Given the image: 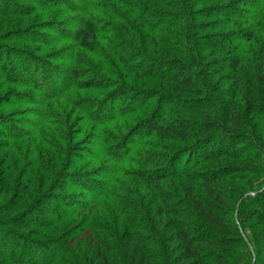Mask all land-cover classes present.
<instances>
[{"label": "trees", "instance_id": "16d2710c", "mask_svg": "<svg viewBox=\"0 0 264 264\" xmlns=\"http://www.w3.org/2000/svg\"><path fill=\"white\" fill-rule=\"evenodd\" d=\"M51 1L52 5L41 11L43 16L64 2ZM77 3L85 9V17L78 19L75 36L63 32L64 23L54 40L40 41L42 35L37 33L14 40L47 49L78 37V45L83 42L89 58L87 71L75 76L72 64L61 66L60 58L76 63L62 49L44 55L41 48L21 46L12 52L20 71L7 62L6 74H0V92L5 86L28 87V93L14 94L17 103L39 108V121L31 133L0 118V139L32 136L41 124L50 129L51 121L57 126L56 142L44 139L51 148L43 150L45 162L35 158L33 148L23 151L29 169L13 188L22 196L16 203L21 209L3 210L11 215L0 220V264H54L55 241H39L35 236L67 220L69 215H56L46 199H55L53 192L65 196L64 182L75 179L79 183L72 189L87 191L95 199V208L103 206L107 211L100 217L94 207L71 200L64 204L70 209L80 204L83 212L93 213L96 218L89 223L77 213L71 218H76L81 228L104 232L109 239L88 235L85 241L93 254L89 264H117L109 245L115 231L122 237L123 264H158L156 259L161 264H264V167L260 183L249 187L241 177L244 169L238 171V165H231L233 161L248 164L245 151L257 148L259 142L254 122L257 113L264 116V0ZM72 6L68 4L70 9ZM22 9L25 16L32 12L30 7ZM170 10L175 11L172 14ZM167 34L173 39L169 37L161 45L159 40ZM3 52L0 49V56ZM19 72L24 78L13 81ZM84 77L87 80L83 82L74 81ZM36 87L43 91L40 101L34 99ZM63 119L74 124L73 140L69 141L65 131L58 133V126L65 125ZM48 130L45 134L54 139ZM91 136L96 143H88ZM85 139L95 149L83 158L78 153ZM4 146L0 144V149ZM144 148L152 151L135 160ZM73 158L81 162L90 158L91 163L84 168L68 167ZM37 162L43 165L37 166ZM204 164H213L214 169L196 170ZM93 166L97 169L92 170ZM120 166L141 169L119 171ZM9 172L0 167V182L5 186L12 185L6 176ZM116 175L119 179H114ZM101 177L105 184L94 190ZM125 190L130 199L120 197ZM136 201L145 205V211ZM45 213L52 214L54 221H46ZM145 215L147 224L143 226L134 216ZM136 229L144 234L133 233ZM27 231L28 236L23 234ZM75 239L84 240L82 235L72 239L66 235L61 238L62 245ZM19 249L20 256L5 258Z\"/></svg>", "mask_w": 264, "mask_h": 264}, {"label": "rangeland", "instance_id": "374dc122", "mask_svg": "<svg viewBox=\"0 0 264 264\" xmlns=\"http://www.w3.org/2000/svg\"><path fill=\"white\" fill-rule=\"evenodd\" d=\"M64 2L59 4V7L57 8H53L55 9L53 12H51L50 14H47V16H43L45 15L44 12H41L45 5L47 4H51L52 5V1L51 0H0V49H3L5 52H3V55L0 56V74H6L5 71L6 70V63H10L12 64L17 71L19 70V67L15 61V59L12 56V52L14 53V50H20L21 46L27 47L28 49L30 48L29 46H31L32 48H37L40 49L42 46L40 44L36 45L33 43H27L24 44L22 42H16L14 39V37H26L29 38V36L32 35V33L34 34H39L42 35V37L39 39L40 41L42 40H49L51 38H56L58 35V32L60 29H62L61 24L65 25L63 26V29H65L63 32L68 34L69 37H73L75 36L77 33H79V29L77 28V24L79 22L78 19H83V17H85V9H82V6L79 5L77 3V0H63ZM72 3V5L74 4L73 9H70L68 7V4ZM77 4V5H76ZM77 6H80L79 8ZM15 7V8H14ZM23 8H27L30 7V9H32V12H30V15L25 16L26 14H24V9ZM20 9V10H19ZM76 9V10H75ZM82 9V10H81ZM162 10H164L163 8H160ZM16 10H19V12L17 13ZM35 11V12H34ZM78 11V12H77ZM175 10H170L169 12L173 14ZM34 12V13H33ZM163 12V11H161ZM33 13V14H31ZM173 16V15H171ZM51 19H48L50 18ZM49 22V23H47ZM47 24L49 25L48 27H44V25ZM113 26H115V28H119L116 23H113ZM100 27V26H99ZM169 27V26H168ZM102 30V29H101ZM118 30V29H117ZM120 34V33H119ZM140 34V33H139ZM142 35V34H141ZM121 36H123L121 34ZM140 36V35H139ZM160 37V36H159ZM173 39V36H170L169 34L164 36V39H160L159 43L161 45H163L165 43V41H167L168 38ZM142 39V37H141ZM52 40V39H51ZM143 40V39H142ZM79 38H75L74 39H67L66 42H61L59 44L56 45H51V48H47V49H42V52H40L41 54L44 55H52V53L54 54L56 51L58 52L59 50H61V52H64V55L66 57H72L73 59L76 60V63L73 65L72 60L66 61V59H62L61 60V66L64 64H72V67H76V71L75 76L77 75V73H82L87 71L86 68V64L88 63V56L87 53H85V51L82 49L81 44H83V42L81 41V44L78 45ZM97 45H99L98 47H101L99 49L104 50L103 49V44L96 41ZM125 47L128 46V43H124ZM20 48V49H19ZM140 48V46L138 45V49ZM140 50V49H139ZM6 53V54H5ZM109 57V55L107 56ZM112 60V57H109ZM248 63V61H247ZM250 63V60H249ZM248 63V64H249ZM247 64V66H248ZM250 66H253V64H251ZM210 67H214V64H211ZM206 68V67H205ZM24 73L19 72L17 73V77H15L14 79H12L13 81L15 80H22L21 78H24L23 76ZM70 76V75H68ZM104 76V75H103ZM102 76V77H103ZM87 80V77H84L81 80H75V82H83ZM24 81H26V79H24ZM89 82H94L90 79ZM1 83V82H0ZM52 90L56 89V85H51ZM37 91V96L34 98L35 101H40L41 99V94L43 93V91L39 88L36 87L34 88ZM227 89V88H226ZM8 90V92H4ZM19 91L20 93H28L30 91V89L28 87H21L20 88H13V87H9V86H5L4 90L0 92V118L2 120H8L11 124L15 125L16 127H18L19 131H28L30 132L32 130L33 127H36V125L38 124L39 121V117L37 116V112L39 111L37 107L34 106H28L26 104V102H19V104L17 103V101H19L17 96H14V94H16V92ZM4 92V93H3ZM6 93V94H5ZM242 96V95H241ZM241 96L239 97V99L241 100ZM12 105L11 107L7 108L5 105ZM66 104H64L65 106ZM40 107V106H39ZM67 107V105H66ZM47 111H51L50 109H47ZM258 116H256V120L254 122L255 125V131L258 134L259 137V142L257 143V148H253L250 149V154L249 151H245L247 152L246 155L248 154V158L247 159L249 161L248 164H245L243 166V164H238V162L233 161L231 163V165L233 166H237V170L238 169H244V173L241 177H243L244 183H246L247 186H251L254 185L256 186V184L260 183V176L262 175V167H264V116L260 113H257ZM1 120V121H2ZM0 121V122H1ZM63 121L65 122V125H60L58 126V133L61 135L63 133V131L66 132L69 141L74 139V132H73V127L72 124L70 122H66V120L63 119ZM85 121V120H84ZM31 123V125H30ZM87 123V122H85ZM30 126H29V125ZM67 124V126H66ZM28 125V127H26ZM85 125V124H84ZM119 125H117L116 127H118ZM3 127V126H2ZM64 127L66 128V130L64 129ZM79 127H81V125H79ZM85 127V126H84ZM87 127V126H86ZM57 126L55 125V123L53 124L52 121L50 122V129L47 126V124H41L38 126V131L33 134L32 136L28 135V137L26 138H22L19 140H11L10 139H0V144L6 145L3 148L0 149V167H3V170L8 169L10 170L9 173L6 174L7 178H9V183H12V185H8L5 186L2 184V182H0V220L3 218H7L9 217L8 215H11L10 213H4L3 210L4 209H12L17 211V209H21L20 205H16L17 202H20L19 200L22 199V196L17 195V193L13 192V188H14V184L17 183V181L23 179L24 177L23 174L26 173L28 171V165L26 164V155L23 154L24 149L27 150V148H33L34 149V156L35 158H37V160H39V158L42 159L43 162H45V156L43 155V150L47 151L50 150L51 148H47L46 143L44 141V139L48 140L51 144L52 142H56L57 139H55V135L54 133H56ZM49 129V130H48ZM48 130V133H53L52 138L54 139H50L49 135L45 134V131ZM31 133V132H30ZM46 137V138H45ZM89 142L88 143H96V139H93L92 136L88 138ZM44 141V142H43ZM86 141V142H85ZM84 144H81L82 147V151L78 153L79 156L81 157H85L87 156V152L91 151L92 149H95L94 147L90 146V144L88 145L87 140H84ZM158 142V141H155ZM94 145V144H93ZM6 147V148H5ZM26 147V148H25ZM87 150V151H86ZM86 151V152H85ZM93 151V150H92ZM150 151H152L149 148H144L141 149L136 157L135 160H141V156L144 153H150ZM28 152V151H27ZM78 158V157H77ZM77 158H73V162L70 163L68 165V167L71 166V164H75V165H79L80 167H86L87 163H91V159L90 158H85L84 162L79 161V159ZM16 159V160H13ZM96 160V159H94ZM99 161V160H98ZM94 162V161H93ZM20 163V165H19ZM80 163V164H79ZM229 163V162H228ZM39 164H42V162H37V166ZM240 165V166H239ZM89 167V166H88ZM96 167V168H95ZM216 167V166H214ZM97 169V166H93L92 170ZM127 170V171H139L141 168H136V167H128L127 166H120V170ZM213 168V164L211 165H201L199 167H197L196 170L198 171H209L212 170ZM84 171L83 169H79V171ZM41 174V171L39 170V167H35V170ZM239 171V170H238ZM20 172V174H18ZM238 173V172H236ZM34 174V173H33ZM18 177L17 179H15L16 177ZM116 178L114 179H119L118 175L114 176ZM97 178V177H96ZM105 178V177H104ZM103 177L100 178V184L98 185V187H94V190H100L101 184H105V180ZM31 180H33L31 178ZM131 183L133 182L132 180H129ZM65 186H66V190H65V196H63V194L60 193H54V197L55 199H46L47 203H49L51 205V207L53 208V211H55L56 215H61V212L63 214L69 215V217H67V220H63L60 222V224L56 225V228H54L52 231L50 232H42L39 231L37 236H35V240H39V241H43V240H53L55 241V249L57 250V254L56 255V259L54 264H68V261H73L74 264H89L91 262V259L93 258V254L91 249L87 246L88 243L85 241L88 237L89 234H92V236H96L100 237V238H105L108 239L106 237V234L104 232L98 231L96 230V232H92L91 229L88 228H81V225L78 224L76 218H71L74 214H76L77 216L80 215L84 218H87L88 223L89 221H94V214L91 212H88L86 214V212L82 211V209H80L79 205L76 206H72V209L64 206V204H66L69 200L73 201L74 203L78 204L81 203L82 205H86V207L91 206L95 208V199H92V195L89 194L87 191L85 192H79L77 190L72 189V186L75 184L79 183V180L75 179L73 180H66L65 182ZM133 184V183H132ZM107 188V187H106ZM16 192V191H15ZM99 193V192H96ZM95 195V192L93 193ZM111 194V193H110ZM253 193L250 192L248 195L253 197L252 195ZM99 194H97L98 196ZM61 198V200L59 198ZM96 196V197H97ZM182 196V195H180ZM120 197L122 198H129L127 191H123L120 193ZM56 199H59L56 201ZM136 199V198H135ZM133 199V200H135ZM136 203L139 205L140 204V208L145 211V205L141 204L139 201H136ZM18 206V207H17ZM51 210V209H50ZM95 213H100L99 216L101 217L102 212H104L103 214H105V216L107 215V211H105V209L103 208V206H100L98 209L95 208ZM22 212V211H21ZM73 212V213H71ZM17 213V212H16ZM18 214V213H17ZM52 214L49 213H45L44 214V219L47 221V219H49L48 221H54L53 217L49 216ZM79 216V217H80ZM136 217V219L138 218V222L143 225L146 226L147 221L145 222L144 219L146 217L142 216V218ZM94 218V219H93ZM113 222H110V226L113 229ZM139 224V225H140ZM86 229V230H85ZM81 231L83 232L81 234ZM31 234L29 233V236L32 235V230L30 231ZM80 233V234H79ZM133 233L138 234V235H143L144 232L136 229L133 230ZM24 235L28 234L27 232L23 233ZM68 235L69 238L76 235H82V238H84V240H73L72 246L68 245V246H64L62 245L63 241H61L62 236H66ZM28 236V235H27ZM25 237V236H24ZM30 238V237H28ZM81 239V238H80ZM104 239V240H105ZM105 241H109L105 240ZM109 245L112 247V251L110 252V256L113 258V260L117 263V264H123L122 262V256H121V249H122V237L119 235L118 232L115 231V238H113L110 242ZM23 251L25 253H27V248L26 246H23ZM21 248V249H22ZM21 249H19V251L17 252H11L8 255L5 254V258L9 259L10 257H17L20 256V251ZM75 253H79L80 257H77V255H75ZM156 263L161 264L159 259H156ZM3 264H10L9 261L3 263ZM53 264V263H50Z\"/></svg>", "mask_w": 264, "mask_h": 264}]
</instances>
